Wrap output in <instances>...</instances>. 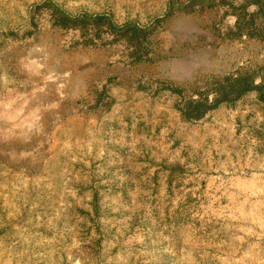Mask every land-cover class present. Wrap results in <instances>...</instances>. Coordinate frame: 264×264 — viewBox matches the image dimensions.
Listing matches in <instances>:
<instances>
[{"label":"rangeland","instance_id":"1","mask_svg":"<svg viewBox=\"0 0 264 264\" xmlns=\"http://www.w3.org/2000/svg\"><path fill=\"white\" fill-rule=\"evenodd\" d=\"M0 264H264V0H0Z\"/></svg>","mask_w":264,"mask_h":264},{"label":"crops","instance_id":"2","mask_svg":"<svg viewBox=\"0 0 264 264\" xmlns=\"http://www.w3.org/2000/svg\"><path fill=\"white\" fill-rule=\"evenodd\" d=\"M36 72L40 73V77L43 80L40 86H43V90H41V94H36L37 98L41 97L40 95L46 94L51 95L52 97L58 98V95H60L63 98L54 99L53 101H67L69 99L68 90L71 86L72 77L70 75H66V73L59 75L56 72L52 71L51 67L47 64H44L42 68H40ZM44 73V74H42ZM69 86V87H68ZM107 86H116L115 85H109ZM118 86V84H117ZM60 93V94H59ZM66 93V94H65ZM48 103V105L39 104L35 107L28 109V108H22L21 110L24 111V113L21 115L20 119V126L23 128V131L26 132H34L35 135H37L38 130L42 129V127L45 126V115L44 112L47 111L50 115L52 110H47L48 108H52L54 103ZM62 108V107H61ZM65 108V107H63ZM20 110V111H21Z\"/></svg>","mask_w":264,"mask_h":264},{"label":"trees","instance_id":"3","mask_svg":"<svg viewBox=\"0 0 264 264\" xmlns=\"http://www.w3.org/2000/svg\"><path fill=\"white\" fill-rule=\"evenodd\" d=\"M136 29H137V32L142 33V34H146L149 32V30L146 27L142 28V27L137 26ZM238 31H239V27H238ZM240 35H241V33H240ZM249 35H251V34H249ZM241 36H243V35H241Z\"/></svg>","mask_w":264,"mask_h":264}]
</instances>
